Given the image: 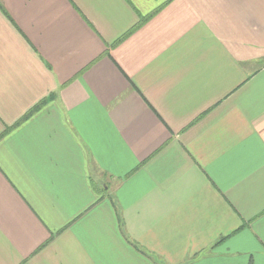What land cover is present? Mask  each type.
I'll list each match as a JSON object with an SVG mask.
<instances>
[{
    "label": "crops",
    "instance_id": "obj_1",
    "mask_svg": "<svg viewBox=\"0 0 264 264\" xmlns=\"http://www.w3.org/2000/svg\"><path fill=\"white\" fill-rule=\"evenodd\" d=\"M0 264H264V0H0Z\"/></svg>",
    "mask_w": 264,
    "mask_h": 264
},
{
    "label": "trees",
    "instance_id": "obj_2",
    "mask_svg": "<svg viewBox=\"0 0 264 264\" xmlns=\"http://www.w3.org/2000/svg\"><path fill=\"white\" fill-rule=\"evenodd\" d=\"M47 99L42 100L39 104H37L31 111L30 114L35 112L36 110H38L39 108H41L45 103H46ZM7 132V131H6ZM5 132V133H6Z\"/></svg>",
    "mask_w": 264,
    "mask_h": 264
}]
</instances>
